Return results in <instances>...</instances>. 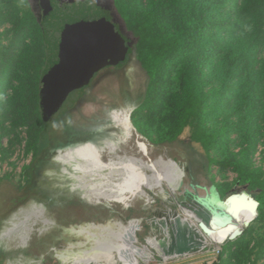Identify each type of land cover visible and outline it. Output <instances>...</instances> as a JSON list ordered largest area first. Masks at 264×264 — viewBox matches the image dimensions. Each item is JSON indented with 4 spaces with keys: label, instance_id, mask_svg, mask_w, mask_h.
<instances>
[{
    "label": "rangeland",
    "instance_id": "374dc122",
    "mask_svg": "<svg viewBox=\"0 0 264 264\" xmlns=\"http://www.w3.org/2000/svg\"><path fill=\"white\" fill-rule=\"evenodd\" d=\"M106 1L130 47L137 41L131 27L140 20L161 17L156 25L166 32L171 25L179 26L187 19L199 24L202 29L199 43L194 51H189L187 59L195 62V75L211 97L202 110L203 140L193 141L191 129L185 127L174 141H167L175 132L179 115L172 111L175 102L169 106L165 103L176 91L180 92L178 73L184 60L170 55L172 50L164 51L156 74L150 79L132 51L121 68L102 69L88 87L68 95L59 110L74 102L73 108L63 113L58 110L50 118L48 139L44 140L48 150L34 163L43 128L38 108V75L45 63V44L39 28L24 15L26 5L18 0H0V177L10 178L22 190L29 168L30 181L23 193L26 199L12 219L21 211H32L26 223L17 225L12 240L1 247L11 249L12 264H26L28 260H36L37 263L31 264H62L56 253L70 250L69 244L83 242L84 237L62 235L56 228L38 235L43 220H53L65 230L64 227L86 224L113 225L116 230L117 224L138 220L135 246L155 260L138 264H155L159 254L150 248V243L161 246L164 243L160 240H164L169 244L161 226L169 223L164 227L167 232L174 218L181 217L196 228L200 234L196 247H202L192 250L197 256L181 264L215 257L219 264H264V217L258 218V210L257 216L236 237L217 246L172 199L179 197L189 204V196L183 193L187 190L203 206L210 204L217 214L229 215L246 206L255 211L252 195L257 192L250 191L246 184L239 185L240 166L235 159L249 171L264 173V0H186L181 4L179 0ZM41 4L45 34L100 25L91 15L98 9L92 5L60 8L55 1L54 10H49L52 1L42 0ZM118 7L123 8L125 15ZM167 8L170 15L164 12ZM190 46L188 43L187 47ZM234 63L245 67L242 88L240 80L230 78ZM253 88L256 91L248 99L243 92L254 91ZM82 158L102 164H116L126 158L145 171L148 179V165L143 162L170 160L181 172V186L169 190L171 203L162 191L149 185L145 200L123 204L114 198L103 199L96 192L98 185L92 188L83 180L77 182L80 190H76L67 186L69 179L58 178L73 172L71 165L83 163ZM100 174L102 179L96 177L95 182L104 185L108 172L105 169ZM216 196L224 208L211 203ZM23 239L28 244L24 245ZM20 254L24 258L18 259ZM136 260L145 261L139 258L132 261ZM111 262L119 264L116 258Z\"/></svg>",
    "mask_w": 264,
    "mask_h": 264
},
{
    "label": "bare ground",
    "instance_id": "6f19581e",
    "mask_svg": "<svg viewBox=\"0 0 264 264\" xmlns=\"http://www.w3.org/2000/svg\"><path fill=\"white\" fill-rule=\"evenodd\" d=\"M140 149L143 153H146L144 145L140 144ZM82 159L84 160L83 163H74L71 165L73 172H66V176H58V178L61 180L65 179L66 181L70 180V184L67 186L69 188H75L76 190L79 189L77 184L83 180L85 181L84 184L90 185L92 188L98 185L99 189L96 192L103 199L114 198L122 201L123 204L131 203L133 200H145L148 198V192L146 190L148 185L162 191L163 196L170 199L168 195L170 194L169 190L177 186V174L166 163L158 162L157 165H148L147 168L150 169L148 171L150 179H148L145 171L134 162L126 159L125 162L121 161L116 164H102L97 161L91 162L87 159ZM105 169L108 174L103 180L105 181L104 185L96 183L95 178L99 177V179H102L103 176L100 173ZM119 171L120 173L115 177L116 180H111L113 178L112 174ZM90 177L94 178L89 180ZM183 193L190 197L189 204L184 203L182 198L174 197L177 204L184 209L186 217L199 224L209 235L211 242L217 246L226 239L236 237L257 216L256 210L253 211V209L247 208V204L245 205L246 207H240L236 211L230 212L229 215L225 214V212H219L217 214L214 213L215 211L212 210L210 204L203 206L200 201L192 196L191 192L184 190ZM211 203L224 208L217 196ZM137 223L138 220L134 221V223L128 222L127 225L120 223L117 224L116 230L112 228L113 225L92 226L86 224L65 227L66 230H60L62 235L71 236L76 239L84 237V241L69 244L71 249L57 252L56 257L64 263L69 262V264H101L102 262V264H113L111 261L115 258L119 264H138L139 261L147 263L149 257H146L147 255L142 249H138L135 246L137 242L135 234L139 229ZM41 224L42 229L38 235L56 227H63L49 219L43 220ZM168 224L165 222V225L161 226L162 234L163 236H170L173 239L172 244L158 246L157 244L150 243V248L155 250L160 257L169 258L180 256L178 253L184 255L187 251L196 248V244L200 241V234L195 230L196 228L194 229L188 223L186 218H174V224L165 232L164 227ZM146 244L148 245L147 240ZM179 249L185 251L175 252ZM138 258L145 259V261H132ZM31 262L32 260H28L26 264H31Z\"/></svg>",
    "mask_w": 264,
    "mask_h": 264
},
{
    "label": "trees",
    "instance_id": "16d2710c",
    "mask_svg": "<svg viewBox=\"0 0 264 264\" xmlns=\"http://www.w3.org/2000/svg\"><path fill=\"white\" fill-rule=\"evenodd\" d=\"M18 1H21L22 5L27 6L24 15L28 17V19L31 21L33 25L39 28V30L41 31V39L44 41L45 35H44V27H43V12H42V20L40 21V23H38L35 14L32 12V9L28 4V0H18ZM148 1H155V0H148ZM184 1L186 0H179V4L183 3ZM169 8H167L164 11L167 15H170L171 13V10ZM118 9L121 14H123L124 12L125 15V11L123 10L122 7H118ZM105 18L109 21L113 19V17L110 16L109 14ZM161 19L162 18L160 17L153 20H144V21L140 20L133 27H131L132 31L134 32L137 38V41L132 47L127 45L123 46L122 53L124 59L122 62L118 63L115 66L116 68H121V66H123V64L125 63L127 57L131 54L132 51H134L135 57L139 62L140 66L142 67V69L147 73L150 79H153L156 74V69L158 67V64L161 60V55L163 54L164 51L168 52L172 50L170 55L173 54L181 57V60H184V63L180 71V74L178 73L179 75L178 84H180V88H179L180 92L176 91L174 95L170 96L171 99L169 100L168 98L167 102L165 103V106H169L171 103L175 102L172 111L178 112L179 115L176 123L175 132L167 139V141L168 142L174 141L185 127H189L191 129V139L193 141L199 142L203 140V131H204L203 129H205L202 128L203 116H204L202 110L204 104L207 101H210L211 97L209 96L208 93L204 92L203 86L201 85V80L199 79V77H196L195 75V70H196L194 64L195 62L193 63V61L187 59V55L188 53H190L189 51L191 52L194 51L196 45H198L199 43L198 38L201 36L202 29L196 21H194L193 19H187L181 21L179 26L174 27L171 25L169 28H167L170 29L169 32H166L165 31L166 29L165 30L162 29V31H160L161 29H158L157 25L159 24ZM156 20H157V25H156ZM114 27L119 32V26L116 23L114 24ZM174 28H177V31H175ZM122 38L126 43L128 42V39L126 38L125 35H122ZM188 43L191 44L190 47H187ZM235 59H237V56L234 57V60ZM240 60L241 59L239 57V61ZM237 63H234L232 66L230 78L231 79L235 78L237 82H239L240 80L239 86L240 88H242L243 80L241 81V78L244 74L245 67L237 65ZM42 71L43 69H41V72L38 75L39 112H40L39 87H40V79H41ZM90 83L84 88L88 87ZM224 88L227 89V86H225ZM81 89L83 88L77 89L73 92H78ZM255 91H256L255 89L254 91L252 89L251 90L249 89L248 91H244L243 93H245L249 99ZM73 104L74 102H72L71 105L66 106L59 111L63 113L66 110L72 109ZM59 111H57L54 115H56ZM40 118L43 123V128L41 129L38 136L40 146H39V151L34 159V163L40 160L39 158H41L42 152L47 149V145H46L47 143L45 144L44 140L48 139L47 131L50 128V124H51L50 118L52 117L44 118L40 112ZM235 164L240 166L238 169L240 172L239 174L240 179L238 181L239 185L246 184L248 185L247 187L250 191L254 190L257 192L252 195V200L257 205L258 218L262 219L264 217V180H261V178L264 176V173L261 172L260 170L249 171L247 166H243L242 163L240 164L236 159H235ZM25 172H27L29 175V168Z\"/></svg>",
    "mask_w": 264,
    "mask_h": 264
},
{
    "label": "water",
    "instance_id": "95a60500",
    "mask_svg": "<svg viewBox=\"0 0 264 264\" xmlns=\"http://www.w3.org/2000/svg\"><path fill=\"white\" fill-rule=\"evenodd\" d=\"M57 1L62 2V0ZM41 3L42 0H36V9L38 10L39 22L42 20L43 12ZM52 4L53 5L48 7L49 10H54L55 1H52ZM80 4L85 6L92 5L94 8H102L96 1H84ZM91 15L97 18V24L100 25L94 27L90 25L91 27L88 26L81 30H76L73 32H61L59 34L56 33L53 35L44 33L46 57L39 87V107L41 115L44 118L52 117L59 110L60 106L66 100L68 95L77 89L87 86L91 82L93 76L101 68L108 65L115 66L124 59L122 48L124 45L129 46V43H126L122 38L123 33L121 32L120 28L118 32L114 27V20H106L99 9L92 11ZM125 159H123V161H125ZM160 161H162V159H157L150 163L143 162V164L146 166L151 165V163L157 165V163H160ZM166 164H168V166H172V170L177 174V186H181V172L177 167H175L174 162L167 160ZM146 171H150V169L147 168ZM119 173L120 171L113 173L112 175L115 176ZM111 180L116 179L112 178ZM173 200H175V198ZM168 202L171 203L172 200L169 199ZM252 206H254L255 210L257 211L256 204ZM153 227L159 228L161 232L160 227L154 226V223ZM56 229L61 230L62 227H56ZM166 236L168 237V240H170L168 245L172 244L173 239L168 235ZM161 241L167 245L164 240ZM200 248L202 247L193 248L187 251L185 254L191 252L194 249ZM178 254L181 255L182 253ZM59 260L61 261V259ZM13 261L14 260L10 261L9 264H12L11 262ZM31 263L37 262L32 261ZM62 264H64V262H62Z\"/></svg>",
    "mask_w": 264,
    "mask_h": 264
},
{
    "label": "crops",
    "instance_id": "0c3cea01",
    "mask_svg": "<svg viewBox=\"0 0 264 264\" xmlns=\"http://www.w3.org/2000/svg\"><path fill=\"white\" fill-rule=\"evenodd\" d=\"M27 173V172H26ZM25 175V174H24ZM30 177L28 176L24 180L25 184L22 189L17 185L16 182H12L10 178L0 177V264H9L13 260L11 255V249L1 247L2 243L8 244L13 236L14 231L17 229V225H23L26 223L28 218L31 216L30 209L23 212L21 211L15 218L12 219L14 211L23 203L26 199L24 196V190H27L28 182ZM3 230V231H2ZM2 231V233H1ZM21 231V230H20ZM10 235V236H9ZM25 235V234H24ZM27 239H23V244H28ZM19 246V244H18ZM18 259L24 258L23 256H18ZM185 264H204L202 261H189Z\"/></svg>",
    "mask_w": 264,
    "mask_h": 264
},
{
    "label": "flooded vegetation",
    "instance_id": "af4514ba",
    "mask_svg": "<svg viewBox=\"0 0 264 264\" xmlns=\"http://www.w3.org/2000/svg\"><path fill=\"white\" fill-rule=\"evenodd\" d=\"M46 1H57V0H46ZM84 1L85 2H87V1H96L97 3H99V5L102 8H98V7H96V8H98L105 17H107L108 14L109 15L111 14L110 8H109L108 3H107L106 0H62V2L57 1V4H60V8H65V7L70 6V5H78V4H80L81 2H84ZM29 5H30V7L32 9V12L35 14V16L37 18V22L40 23L38 21V10L36 9V0H30ZM108 67H116V66H109V65L108 66H104L98 72H100L102 69H106ZM98 72L93 76V79L91 81H93L96 78ZM46 150H48V148Z\"/></svg>",
    "mask_w": 264,
    "mask_h": 264
},
{
    "label": "built area",
    "instance_id": "2783aa9c",
    "mask_svg": "<svg viewBox=\"0 0 264 264\" xmlns=\"http://www.w3.org/2000/svg\"><path fill=\"white\" fill-rule=\"evenodd\" d=\"M202 249V248H200ZM216 255L219 253L218 251L215 252ZM196 253H193V252H189L187 254H184V255H180V256H175V257H169V258H163V257H160L159 255H157L158 257V260L157 263L155 264H181L182 262H184V260H189L191 259L192 257H195L197 255H195ZM151 259H148V261H150ZM151 261H155V260H151ZM144 263V262H143ZM204 264H219L217 258H213V259H210V260H207V261H203Z\"/></svg>",
    "mask_w": 264,
    "mask_h": 264
}]
</instances>
